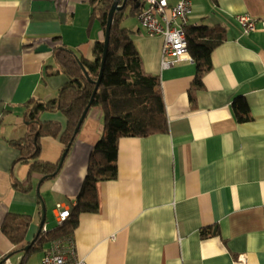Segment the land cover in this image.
Here are the masks:
<instances>
[{
  "label": "crops",
  "instance_id": "0c3cea01",
  "mask_svg": "<svg viewBox=\"0 0 264 264\" xmlns=\"http://www.w3.org/2000/svg\"><path fill=\"white\" fill-rule=\"evenodd\" d=\"M91 1L0 0V260L7 264H21L25 247L54 228L53 218L59 224L55 204L74 203L102 133V112L91 108L58 174L39 185L53 217L39 231L41 177H28L12 141L30 128L25 103L54 97L67 81L63 74L47 76L57 66L54 50L64 46L91 58L102 37L100 25L89 21ZM142 7V0L136 10L127 1L125 12L134 9L129 16L138 27L131 31L144 69L159 76L168 131L120 138L118 176L98 183V210L81 213L69 239L44 244L24 264H41L56 243L87 264H264V0L193 1L189 25H220L226 32L193 99L195 62L162 67L163 39L140 27ZM242 13L257 19L256 31L243 32L236 19ZM39 45L51 50L37 51ZM237 96L245 99L249 120L236 119ZM40 121L65 126L59 112H43ZM61 149L57 138L40 139L44 161L58 160ZM15 181L31 190L15 188ZM10 212L30 216L23 244L1 230ZM202 228L211 233L201 236Z\"/></svg>",
  "mask_w": 264,
  "mask_h": 264
},
{
  "label": "trees",
  "instance_id": "16d2710c",
  "mask_svg": "<svg viewBox=\"0 0 264 264\" xmlns=\"http://www.w3.org/2000/svg\"><path fill=\"white\" fill-rule=\"evenodd\" d=\"M113 0H92L89 21L97 20L102 37L94 41L91 58L77 55L71 49L61 46L54 50L56 68L48 71L47 76L63 74L67 81L49 99L31 98L25 103L26 119L30 128L24 138L12 141L19 151L16 162L28 165V177L33 174L48 176L44 181L53 179L59 172L60 157H66L78 132L75 127L87 106L98 78L103 56L104 32L107 15ZM130 1L133 8L137 0ZM125 7L115 11L110 27L108 50L103 65L100 83L88 109L99 108L102 112V133L89 152L86 172L74 203L69 206L68 216L52 230L37 236L22 257L21 264L35 250L48 242L70 238L78 225L79 215L96 212L99 208L98 183L114 180L118 176V143L122 137H146L168 131L167 115L157 74L147 72L141 56L134 44L132 31L122 25V21L133 14L134 9L125 12ZM136 10V9H135ZM187 50L196 64V73L190 88L193 91L202 86V77L210 69L212 51L226 38L225 28L220 25H187L184 28ZM232 111L238 121L250 119L243 97L233 99ZM59 112L65 118V126L57 122H42L43 112ZM50 136L61 143V154L55 162L40 158V139ZM64 161V160H63ZM63 163V162H62ZM54 174V175H53ZM43 181V182H44ZM42 182V183H43ZM41 183V184H42ZM15 188L24 192L31 186H23L17 181ZM46 221V216H45ZM30 224L26 214L7 213L1 223V230L13 244H23ZM209 229L202 228L201 236ZM3 260V259H1Z\"/></svg>",
  "mask_w": 264,
  "mask_h": 264
},
{
  "label": "built area",
  "instance_id": "2783aa9c",
  "mask_svg": "<svg viewBox=\"0 0 264 264\" xmlns=\"http://www.w3.org/2000/svg\"><path fill=\"white\" fill-rule=\"evenodd\" d=\"M169 1L142 0L143 7L137 14L139 25L147 34L162 36V67H168L182 60L193 61L187 50L184 28L188 25L194 0H176L173 4ZM236 19L245 34L258 29L257 19L246 13L236 15ZM55 208L60 223L68 216L69 208L61 203H56ZM57 246L58 243L43 255L41 264H87L83 258L74 257L73 248L61 251ZM68 254L71 255L70 258ZM0 264L7 263L0 260Z\"/></svg>",
  "mask_w": 264,
  "mask_h": 264
},
{
  "label": "water",
  "instance_id": "95a60500",
  "mask_svg": "<svg viewBox=\"0 0 264 264\" xmlns=\"http://www.w3.org/2000/svg\"><path fill=\"white\" fill-rule=\"evenodd\" d=\"M126 2H127V0H113L112 3H111V6L109 8L108 15H107V22H106V26H105V32H104V40H103L104 41V46H103V56H102V61H101L100 72H99L98 78L95 81V87H94V90L92 92V96H91L87 106L83 110V112L81 114V117L79 118V120L77 122V125H76V127L74 129L75 133L78 132V130L80 128V125L82 124V122H83V120H84V118H85V116H86V114L88 112V109H89V107H90V105L92 103V100H93V96H94V94L96 92V89H97V87H98V85L100 83V80H101L103 65H104L106 54H107V50H108L110 27H111V24H112V21H113L114 12L123 9L125 7ZM36 50L37 51H43V50H51V49L46 47L45 45H39ZM65 154H66V151L60 157L58 168H60V166L62 165V162L64 160ZM47 177L48 176L41 177V179H40V181L38 183L37 189H36V194H37V197H38V200H39V204H40V215H41L39 231L41 230V227L44 224L45 216H46V207H45L44 201H43V199H42V197L40 196V193H39V185ZM30 244L31 243H29V245ZM29 245H27V247H25V250L28 248Z\"/></svg>",
  "mask_w": 264,
  "mask_h": 264
},
{
  "label": "rangeland",
  "instance_id": "374dc122",
  "mask_svg": "<svg viewBox=\"0 0 264 264\" xmlns=\"http://www.w3.org/2000/svg\"><path fill=\"white\" fill-rule=\"evenodd\" d=\"M130 9L131 8H129L128 9V12L130 11ZM95 23L98 25L99 23L97 22V20H95ZM95 24V25H96ZM122 25L124 26V27H127L128 29H130V30H135V28L136 27H138L137 26V24H136V21H135V18H134V16L133 15H128L126 18H125V20L124 21H122ZM47 212H46V218L47 219H50V218H53L52 217V214H51V210H50V205H47V210H46ZM58 224H57V222L54 220V218H53V226L55 227V226H57Z\"/></svg>",
  "mask_w": 264,
  "mask_h": 264
}]
</instances>
